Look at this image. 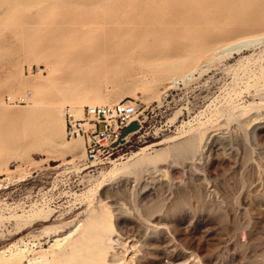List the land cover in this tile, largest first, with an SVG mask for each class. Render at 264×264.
<instances>
[{"label": "rangeland", "instance_id": "rangeland-1", "mask_svg": "<svg viewBox=\"0 0 264 264\" xmlns=\"http://www.w3.org/2000/svg\"><path fill=\"white\" fill-rule=\"evenodd\" d=\"M86 42L111 55L69 63ZM159 52L175 85L146 60ZM49 82L137 101L140 130L98 166L80 139L52 147L32 99L4 101ZM85 225L111 236L108 264H264V0H0V252L50 260Z\"/></svg>", "mask_w": 264, "mask_h": 264}, {"label": "bare ground", "instance_id": "bare-ground-1", "mask_svg": "<svg viewBox=\"0 0 264 264\" xmlns=\"http://www.w3.org/2000/svg\"><path fill=\"white\" fill-rule=\"evenodd\" d=\"M161 12V11H160ZM159 12V13H160ZM163 13V12H162ZM173 13V12H172ZM158 14V13H157ZM161 14V13H160ZM174 14V13H173ZM175 15V14H174ZM161 16V15H160ZM156 16L154 15L153 16V18H155ZM164 17V16H163ZM149 18V17H148ZM153 18H151L152 20H153ZM163 19V18H162ZM161 19V20H162ZM141 21H143V19L141 18L140 19ZM147 21H149V20H147V18H146V22ZM151 21V20H150ZM163 21V20H162ZM149 24H151V23H149ZM160 24V23H159ZM163 24V23H162ZM161 24V25H162ZM85 25H89V23L88 22H86L85 23ZM145 27V26H144ZM149 27V26H148ZM156 28V27H155ZM145 30H146V28H145ZM144 30V31H145ZM150 32H151V30H150ZM168 32V31H167ZM142 33H144V32H142ZM163 34H165V33H163ZM142 36H143V34H141ZM147 35H149V33L147 34ZM161 35V34H160ZM144 36H145V34H144ZM260 39L261 40H263L262 39V37L261 38H251V39H249V40H246V39H244V40H242L243 42H239V43H231V44H233V45H236V46H232V47H230L231 45H227V46H229L230 48V51L231 50H233V51H238L241 47H244V46H246L247 48L248 47H250V45L251 44H253L254 42H257V41H260ZM141 40V39H140ZM87 44L89 43V46L88 47H90L91 49H90V52H83V53H78L76 56H74L73 58H71L70 60H69V63H71V64H80V63H84L83 65L85 66V63H86V65H87V63H91V62H94L96 59H99V58H103L104 60H105V58H107L108 56H110L111 54H110V52L108 51L109 49H110V47L106 44V43H104L102 46H99V43H93V42H86ZM154 43V42H153ZM153 43H151V44H153ZM136 45H137V43H135ZM148 44H149V42H148ZM147 44V45H148ZM132 45V44H131ZM146 45V46H147ZM150 46V45H149ZM224 46H226V45H224ZM223 46V47H224ZM117 48H119V46H117ZM141 48V47H140ZM87 49V48H86ZM137 47H134L132 50H131V52H135V51H137ZM147 49V48H146ZM219 49V51H220V49L222 50V48H218ZM218 49H214V54L215 55H217V57H219V54H220V52H219V54L217 53V50ZM227 49V48H226ZM228 49V50H229ZM87 50H89V49H87ZM240 50H242V49H240ZM239 50V51H240ZM207 51V50H206ZM212 51H213V49H212ZM215 51H216V53H215ZM224 51V50H223ZM223 51H221V53L223 52ZM226 52V51H225ZM228 52V51H227ZM164 53V52H163ZM162 52H159V53H156V54H154L152 57H150V58H148V59H146V60H150V61H152L153 63H154V65L155 66H153V67H155V69H157V72L159 73V80L161 79V80H167L171 85H175L176 84V82L177 81H179V79H183V78H181V76H177L175 73H176V70L177 69H174V67H173V64H174V62H172V64L171 63H169L170 62V60H167V57L165 56V55H167V54H163ZM231 54V53H230ZM221 56V55H220ZM212 58V60L213 59H218V58ZM104 60H103V62H104ZM176 61V60H175ZM146 62V61H145ZM144 62V63H145ZM152 62L151 63H149L148 65L149 66H151V64H152ZM68 63V64H69ZM100 63V62H99ZM98 63V64H99ZM96 64L97 63H95V66H96ZM97 64V65H98ZM146 64V67L148 66L147 65V63H145ZM176 64V63H175ZM179 64V63H178ZM177 64V66H179ZM75 66V65H74ZM80 66V65H79ZM101 66V65H100ZM147 67V68H150V67ZM89 67V66H88ZM105 68H106V66H104ZM77 68V67H76ZM86 68V67H85ZM95 68V67H94ZM93 68V69H94ZM101 68V67H100ZM79 69H81L80 67H79ZM90 69V68H89ZM172 69H174L175 70V75H171L170 73L172 72L171 70ZM179 69V68H178ZM82 70V69H81ZM86 70H87V68H86ZM90 70H92V69H90ZM77 71V70H76ZM96 71H98V69L96 70ZM95 71V72H96ZM100 71V70H99ZM151 71H154V69L153 70H151ZM105 73H106V70L104 71ZM103 72V73H104ZM154 72H156V71H154ZM174 72V71H173ZM77 73H79V72H77ZM81 73V72H80ZM88 73V72H87ZM86 73V74H87ZM97 73V72H96ZM98 73H100V72H98ZM188 73V72H187ZM52 74V73H51ZM76 74V73H75ZM95 74V73H94ZM102 74V73H101ZM148 74H149V72H148ZM189 74H191V72L189 71V73L188 74H186V75H184V76H182V77H185V78H187V76L189 75ZM78 75H80V74H78ZM82 75V74H81ZM93 75V74H92ZM91 75V76H92ZM96 75V74H95ZM149 75H153L154 76V74H149ZM65 76V75H64ZM83 76V75H82ZM46 77V76H45ZM79 77V76H78ZM73 78V77H72ZM76 77H74L73 79H75ZM80 78L81 77H79L78 79H79V81H80ZM95 78H98L97 76L95 77ZM104 78V77H103ZM184 78V79H185ZM44 79H46V78H44ZM48 79V78H47ZM50 79H52V78H50ZM71 79V78H70ZM70 79H67V80H69V81H72V79L70 80ZM82 79V78H81ZM83 79H84V77H83ZM100 80H101V78H99ZM153 79V78H152ZM54 80V79H53ZM98 80V79H97ZM100 80H98V81H100ZM104 80V79H103ZM55 81V80H54ZM66 81V80H65ZM68 81V82H69ZM154 81H156V78H155V80ZM46 82V81H45ZM53 82V81H52ZM52 82H49L48 84H43V85H41V86H39V88H36V86L34 85L33 86V88H36V90H34L35 91V95H34V97L33 96H31L30 97V99H32V109H33V113L34 112H40V115L45 119L44 120V124H48L49 125V132H48V134L47 135H45V137L47 138V139H49L50 140V142H51V146L53 147V146H62L64 143H69L70 141H68V140H66V138H65V136H64V129H65V123L63 124H61V127H60V129L59 130H56V124H57V119H58V117H61V119H62V115H63V117H64V106L63 105H65V104H69V105H71V106H75V107H77V109L75 110L74 109V111H76V113H78V114H81V112H82V108L83 107H85V106H97V105H101V104H107V102H105V101H99L98 99H95L92 95L91 96H82V95H80L81 94V92H80V94H79V91H77V90H75V89H68L69 88V86L70 85H68L67 86V84H66V87H68V88H63V87H58V85H56V84H54V83H52ZM56 82V81H55ZM74 82L76 83V81L74 80ZM89 82V81H88ZM105 82V81H104ZM47 83V82H46ZM64 83V86H65V82H63ZM74 83V84H75ZM94 83V82H93ZM73 84V85H74ZM90 84H92V83H90ZM97 84H98V82H97ZM72 86V85H71ZM70 86V87H71ZM76 85H74V87H75ZM78 86V85H77ZM80 87V86H79ZM31 88V87H30ZM32 88V89H33ZM73 88V87H72ZM87 89V88H86ZM86 89H84V90H86ZM109 89V88H108ZM89 90H90V88H89ZM88 90V91H89ZM110 90V89H109ZM33 91V92H34ZM87 91V92H88ZM92 91H94V90H92ZM92 91H90V93L92 92ZM89 93V92H88ZM89 93V94H90ZM93 93V92H92ZM30 94V93H29ZM86 95H87V93H85ZM31 95V94H30ZM121 101V100H120ZM116 103V102H115ZM114 104V103H113ZM111 105V104H110ZM70 106V107H71ZM72 109V108H71ZM30 114V113H29ZM29 114H27V116L29 115ZM32 115V114H31ZM60 119V120H61ZM62 120H64V118L62 119ZM58 125V124H57ZM75 141V140H74ZM78 143H79V141L78 140H76L75 142H74V146H79L78 145ZM101 206V205H100ZM108 208V207H107ZM100 210H102V208H100ZM99 219V218H98ZM99 220H102V219H99ZM99 220H96V221H98V223H99ZM104 222V221H103ZM102 223V222H101ZM100 223V224H101ZM107 223V222H106ZM104 224V223H103ZM103 227H100V226H98V227H96L95 225H85V226H79V227H77L75 230H74V232H72V234L71 235H69L66 239H68V240H70L71 239V237L73 236V235H77V237L74 239V241H73V243L69 246V251L67 252V251H62V252H57V253H54V252H52V251H54L55 250V248L56 247H60V249H61V247L62 246H60L59 245V243H58V241H55V243L54 244H52L50 247H49V251L50 252H52V256H51V259L49 260L48 259V257H47V254L48 253H46V252H38L39 254H37V252H36V255H38V256H40V253L42 254L41 255V257H40V260H37V258H31V260H29L28 262H27V264H69V259L70 258H72V257H75V255H76V253L78 252V251H81L82 249H83V247L85 248V246H86V249L88 250V249H93V250H95V252H94V255L93 256H91V258H90V261H91V264H108V262H107V255H108V252H107V250H106V248L105 247H103L101 244H103V243H105L106 245H108V246H106V247H108V248H113V246L112 245H114L113 243V241H112V239H111V236L108 234L107 235V233L104 231V229H102ZM110 230V229H109ZM70 238V239H69ZM65 239V238H64ZM87 241H93V244H89V245H87L86 244V242ZM116 245V244H115ZM58 247V248H59ZM67 247V246H66ZM56 250H57V248H56ZM66 250V249H65ZM92 250V251H93ZM29 251V250H28ZM48 251V252H49ZM58 251V250H57ZM27 251H25V250H19L18 252H17V254H15V255H10L8 258L6 257V255H5V252L4 251H2V252H0V264H13V263H18V264H24V262H25V256H24V253H26ZM30 252V251H29ZM29 252H27V254L29 253ZM49 252V253H50ZM91 252V251H90ZM115 254V253H114ZM111 257H113V255L111 256ZM110 257V258H111ZM16 258V259H15ZM85 258H87V257H85ZM122 258V257H121ZM39 259V258H38ZM89 259V258H88ZM111 259H114V258H111ZM120 259V258H119ZM123 259V258H122ZM86 260V259H85ZM84 260V261H85ZM121 260V259H120ZM125 260V259H124ZM129 260V259H128ZM82 261V260H81ZM88 261V260H87ZM87 261H85L86 263H88ZM110 261V260H109ZM119 261V260H118ZM89 264V263H88Z\"/></svg>", "mask_w": 264, "mask_h": 264}, {"label": "built area", "instance_id": "built-area-1", "mask_svg": "<svg viewBox=\"0 0 264 264\" xmlns=\"http://www.w3.org/2000/svg\"><path fill=\"white\" fill-rule=\"evenodd\" d=\"M30 97L29 93L7 96L4 101L16 106L26 104ZM139 109V104L133 99H124L111 105L85 106L81 114L67 108L64 112L65 138L68 141H82L85 162L92 166L103 165L140 130ZM134 122L139 125V130L118 142L122 132Z\"/></svg>", "mask_w": 264, "mask_h": 264}, {"label": "water", "instance_id": "water-1", "mask_svg": "<svg viewBox=\"0 0 264 264\" xmlns=\"http://www.w3.org/2000/svg\"><path fill=\"white\" fill-rule=\"evenodd\" d=\"M137 130H139V125H138L136 122L132 123L128 128H126V129L122 132V134H121L120 137H119L118 142H120V141H121L122 139H124L126 136H128L129 134H131V133H133V132H135V131H137Z\"/></svg>", "mask_w": 264, "mask_h": 264}]
</instances>
